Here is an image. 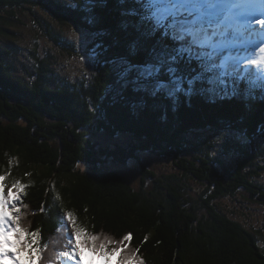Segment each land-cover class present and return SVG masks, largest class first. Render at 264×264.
<instances>
[{
    "label": "trees",
    "instance_id": "1",
    "mask_svg": "<svg viewBox=\"0 0 264 264\" xmlns=\"http://www.w3.org/2000/svg\"><path fill=\"white\" fill-rule=\"evenodd\" d=\"M118 7L96 5L93 26L82 0H0V174L8 187L28 185L17 206L21 226L39 233V264L63 250L68 211L109 247L131 231L123 255L144 264H264V224L249 228L243 212L222 207L247 200L264 217V97L157 98L133 109L136 94L111 63L126 50ZM67 26L90 37L89 56L97 43L107 49L81 75L67 73L65 59L83 53ZM113 139L128 143H102Z\"/></svg>",
    "mask_w": 264,
    "mask_h": 264
},
{
    "label": "snow or ice",
    "instance_id": "2",
    "mask_svg": "<svg viewBox=\"0 0 264 264\" xmlns=\"http://www.w3.org/2000/svg\"><path fill=\"white\" fill-rule=\"evenodd\" d=\"M110 0H82L88 22H98L96 5ZM117 9V27L126 37L125 53L114 58L113 71L122 90L136 94L131 107L144 108L162 98L174 106L181 97L206 96L210 102L258 92L264 97V0H111ZM98 32L97 35H103ZM107 51L102 43L91 50V60ZM143 57L137 60V57ZM246 82L241 91L240 83ZM0 174V264H35L39 258L38 232L21 226L22 194L28 185L20 180L6 184ZM59 199V197H57ZM72 231L61 253L72 264L87 250L105 262L118 256L117 264H144L134 255H122L124 247L97 243L99 237L78 227L73 213H66ZM133 233L122 237L130 242ZM148 237H144L146 242ZM121 243V242H116ZM14 249V251H13ZM139 252V249L136 250Z\"/></svg>",
    "mask_w": 264,
    "mask_h": 264
},
{
    "label": "rangeland",
    "instance_id": "3",
    "mask_svg": "<svg viewBox=\"0 0 264 264\" xmlns=\"http://www.w3.org/2000/svg\"><path fill=\"white\" fill-rule=\"evenodd\" d=\"M67 30L68 32H70L69 34H71L72 38H74V40L76 41V43L81 46V49L83 51L82 56H80L79 58H71V59H65L66 62V68H67V73L70 74H76V75H81L82 73V69L92 65L93 64V60L90 59L89 54L85 53L87 44L89 43L90 37L87 35L86 32H83L81 30H79L77 27L73 28L72 26H67ZM54 48V49H53ZM52 49L55 51V49H58L56 47H52ZM59 50V49H58ZM56 52V51H55ZM96 140V139H95ZM113 142H119L122 144H126L128 143V141L126 140H117V139H113V140H107L102 142L105 145H109L112 144ZM148 159L149 161H153V164L155 166L156 170H159L161 168V170H164L162 168V166L164 167V165L166 166V162L160 164L158 162V158L155 157V155H148ZM147 160V161H148ZM112 171H116V172H123L124 175L129 178V179H133L132 176H138L139 175V171L137 168H133V169H127V168H121V167H114L113 165L110 166V168ZM194 196H198V194L195 192L194 194H192ZM240 200L243 199L241 196H239ZM241 203H232L225 199L222 201V207L226 210V212H228L227 214H231L233 216V214L231 213L232 211H235L238 209V211L240 210L241 212H243L245 214L244 219L246 220L247 226L249 228L255 227L257 230V226L261 224H264V217L262 215V213L258 212L257 210H259V206L258 204L255 205L247 200H241ZM243 203V204H242ZM250 203V204H249ZM27 209V208H26ZM21 216V215H20ZM20 221H22V219H20ZM262 230H264V225H262ZM72 229L69 228L68 229V236L71 233ZM59 243V240L57 241V244ZM127 244V242H124L122 244V246L125 248V245ZM110 247H116L115 245H112ZM70 246L67 244V241L62 245V249L63 250H52V254L54 253L55 255L60 254L61 252L64 251H70L69 250ZM14 251V249H13ZM41 251L39 252V258H43V256L40 254ZM52 254L50 255V257H48V263L47 264H58L59 262H70V264H72L71 261L67 260L66 258H61L58 256V260H55L56 257H52ZM86 251H84L83 255L78 257L79 259L82 260V264H117L116 261L118 260V256H111L109 258L108 262H105L103 259L99 260L96 259L93 255L90 257H86L85 256ZM123 255V253H122ZM35 259V264H39L40 259ZM12 264L11 260H6L3 261L2 264ZM25 263L27 264V262L25 261ZM46 264V263H45Z\"/></svg>",
    "mask_w": 264,
    "mask_h": 264
}]
</instances>
